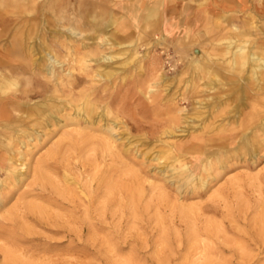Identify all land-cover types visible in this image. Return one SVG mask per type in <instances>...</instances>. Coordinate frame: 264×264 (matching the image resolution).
Segmentation results:
<instances>
[{
  "label": "bare ground",
  "instance_id": "bare-ground-1",
  "mask_svg": "<svg viewBox=\"0 0 264 264\" xmlns=\"http://www.w3.org/2000/svg\"><path fill=\"white\" fill-rule=\"evenodd\" d=\"M111 1L0 0V29L9 23L15 24L8 45L0 44V49L3 50L0 68H8L0 70V176H3L0 180V264H83L77 259L70 261L61 257L64 251L65 254L77 256L83 249L89 259H100L101 264L113 263L112 249L108 247L109 249L101 250V247H96L94 239L95 233L105 228L98 218L106 215V208L112 202H116L120 211L128 209L131 213H139L141 207L142 211L154 209L160 224L166 223L161 213L170 210L168 221L175 223L176 217L187 228L194 226L189 232L192 238L202 235L211 237L219 246L233 241L224 236L216 223L207 222L204 227L199 226L202 221L198 210L202 213L213 212V206H174L167 203V195L157 185L150 186L151 193L144 203L141 198L144 197L145 187L141 175L130 166L133 163L129 152L132 147L120 141L121 137L117 136L114 125L118 121H124L138 132L146 129L149 135L159 131L160 134L172 136L175 134V129L172 128L175 120L163 116L180 112V100L187 101L188 104L194 98L192 89L195 81L208 76L203 83L208 90H213L215 86L222 88L230 83L233 85L231 89L238 92L236 82L242 81L244 77L241 74L246 72L247 81L253 84L251 87L246 85L244 98H249L250 101L244 105L242 95H236L238 103L234 105V119L231 121L236 126L230 129L221 126L223 129L219 133L209 137L189 135V139L181 145L167 142L166 149L162 150L163 156H156L155 159L158 161L167 157L177 162L179 166H169L171 171H177L178 177H181L177 190L180 191L185 186L187 191L198 196L216 179V170L228 167L227 163L231 160H241L248 156L254 162V159H258L255 158L256 153L264 149V101H258V97L264 94V79L260 78L264 73V47L254 42L261 34L260 30L249 19L242 21L235 16L237 24L233 23L234 15L220 16L221 22L227 23L224 27L229 26V33L218 40L219 43H225L223 52L219 50L222 52L219 54H229V57L216 64L210 53L203 56L193 49L194 55H190L189 50L195 43L191 36L193 26L170 43H165L161 36L151 38L152 31L158 30L161 23L162 0H130L125 5L124 13L115 12ZM168 2L173 3V0ZM204 3L207 1L197 5ZM260 11H263L262 8ZM70 12L72 18L68 16ZM210 21L204 23V33L214 42L219 35L220 26ZM131 29L136 39L132 38ZM165 31L171 35L169 26H165ZM2 35L5 34L0 33V38ZM151 43L155 46L163 45L162 54L168 56L167 64L174 62L168 49L178 53L179 65L185 69L184 72L190 73L191 78L183 81L186 87L180 93L182 98L177 95L178 91H173L175 88L165 100H158V97L146 91V98H152L156 102L146 107L141 106L140 118L129 116L128 109L124 107L116 109L112 119L108 118L113 113L109 109L104 117L99 112L100 104L103 101H106V105L113 103L115 94L105 87L96 86L95 81L109 80L117 72V69L109 67L110 61L126 55L129 50H123L117 55H107L102 48L114 44L127 45L131 49L134 45L142 47ZM137 55L139 54L134 53L122 64H134L136 68H141L139 62H136ZM242 104L244 109L240 108ZM239 115L242 118L238 121ZM96 117L99 119L96 120ZM105 119L107 122L102 124ZM68 127L73 129H67ZM58 133V140L36 160L32 148L39 147L46 141V137L49 141ZM33 141L38 142V145L30 147ZM27 156L30 159H26ZM186 156L199 160L192 170L188 163H182ZM107 160L109 163L106 164ZM101 163L106 165V169L97 176ZM24 166L26 172L22 171ZM72 169L80 170L87 182L81 186L74 180L71 177ZM196 173L199 175L196 176ZM244 180L234 178L229 185L232 188L243 187ZM72 185L74 188H71ZM80 188L81 197L76 198L74 195ZM222 193L217 191L213 198ZM101 194L102 201H99ZM125 195L124 204L116 200V196ZM12 200L14 202L11 204ZM65 202L72 204L75 213L84 204L88 205L83 211L84 217L79 226L73 221L77 225L75 228H72L69 219L64 220L62 215L49 209L53 205L66 206ZM95 212L99 213L98 218L93 216ZM227 216L233 229L236 219L230 214ZM36 227L57 236L64 231L67 233L63 239L52 240L44 236L46 234H40ZM85 232L90 237L88 245L80 243ZM249 236L252 239L241 237L242 247L230 250L232 255L239 258L238 264H249L250 257L245 252L248 248L251 250L256 244L264 245V238L257 239L253 234ZM66 237L68 244L60 249ZM162 241L170 250V241L164 238L161 243ZM104 242L110 244L111 240L107 238ZM200 247L203 248L200 252L202 255L206 254L203 252H216L213 246ZM56 249L63 251L54 260L49 255ZM219 251L224 252L225 249ZM170 259L157 255L156 264H163L162 262ZM91 263L92 261H88L85 264ZM226 264L230 262L226 261Z\"/></svg>",
  "mask_w": 264,
  "mask_h": 264
},
{
  "label": "rangeland",
  "instance_id": "rangeland-1",
  "mask_svg": "<svg viewBox=\"0 0 264 264\" xmlns=\"http://www.w3.org/2000/svg\"><path fill=\"white\" fill-rule=\"evenodd\" d=\"M129 1L130 0H112L111 7L115 12L124 13L125 5ZM213 3L214 0H210L209 3L204 5V9H210V6H212ZM260 8H262L263 11H260ZM69 14L70 15L68 16L72 18V13L70 12ZM224 14L234 15L233 23H237L235 22V16L237 19L242 21L247 19H249V21L251 20V22L253 21V25H256L261 32L254 42L259 45L261 44L264 47V0H243L241 7H233L232 9L227 10L222 8H220V10H212L211 12H206V21L202 20L196 22V25L192 27L193 30L191 32V36L194 37L195 43L191 47V50H189L190 55H194L193 49L195 53H197L198 50L200 54H203V56L210 53L213 56L212 58L216 61V64L225 61L229 57V54L226 56H221L219 54L223 52L225 43H219L218 40L229 33V26H226L227 28L224 27L227 23L225 21L223 22L225 24L221 22L222 18H220V16ZM76 19L80 20L78 17ZM207 21L220 26L219 35L214 39V42H212V38H208L204 33L206 30L204 23ZM24 27L28 29V26L25 24ZM14 28L15 24L9 23L4 28L0 29V33L5 34L0 38V44L3 45L5 43L6 46L8 45L11 36L14 33ZM184 29L182 30V28H179L176 30V28H174L177 32L168 35V33L164 32L163 27L159 25L158 30L152 31L151 38L155 39L161 36L164 38L165 43H170L171 41H174L176 37L183 36L187 27ZM130 34L133 36V39H136L134 37L135 33L133 32V29L130 30ZM40 35L42 34L40 33ZM29 42L32 43L31 40ZM88 42L90 43L91 41ZM129 48L130 46L127 45L117 46L114 44L111 47L106 46L102 48L103 53L107 55H117L123 50H129L126 55L118 56L110 61L109 67L117 69V72L109 80L101 81L97 79L95 81L96 86L102 88L105 87L109 92L115 94V101H113V103L106 105V101H103L100 104L101 108L99 109V112H102V114L105 115L104 117H106L108 109L113 111L112 115L110 117L108 116V118L112 119L115 116L116 109L124 107L128 109L129 116L140 118L142 116L140 107H146L156 102H153L152 98L149 100L146 98V91L150 94H154L158 97V100L167 99L166 97H169L173 91H178L177 95H179V98H182L180 93H183L186 87V84H184L185 82L183 81L191 78L190 73L188 74L184 72L185 69L179 65L180 57L178 53H174L173 50H170V48L168 49V52L170 57H173L174 62L169 64H167L168 56L162 54L164 51L163 45L155 46L151 43L141 47V45L138 44L137 46L134 45L131 49ZM0 50V56H3V50ZM134 53L139 54L137 55L136 62H139L141 68H136L134 64H122L126 59L131 58ZM38 56L39 55L37 54V57ZM154 63L156 65H154ZM64 68H66V66H64ZM7 69V67L0 68L2 71ZM174 70H177V72H174ZM241 75L244 77L243 80L236 82L237 87L239 86L238 92L231 89L233 85L230 83L226 84L222 88L215 86L213 90H208L203 84L208 76H205V78L203 77V79L199 81H195L194 88L192 89L194 98L190 99L188 104L186 103L187 101L180 100V105L178 107L181 109L180 112L168 113L163 116V118H173L175 120V124L172 126V128L175 129V134L172 136L160 134L159 131H154L151 135H149L146 133V129L138 132L131 129L130 124H125L124 121H118L116 122L117 124L115 123L114 125L117 129V136L121 137L120 141L128 143V146L132 147L129 152L133 163L131 162L130 166L136 169L141 175V181L145 187L144 197L141 198L144 203L151 193L149 189L150 186L157 185V187H160L167 195V203L172 205L174 204V206H179L181 204L213 206L215 207V211L213 212L202 213L198 210L202 221L199 223V226L204 227L207 222L216 223L218 224V227H220L224 236L233 241L225 245L220 244L219 246L218 242L211 237L207 238L202 235L198 238H192L189 235V232L194 228V226L187 228L186 224L180 220V218L176 217H174L175 223L170 220L168 221L167 218L171 215L170 210H166L161 213V216L166 223L160 224V221L155 216L154 209L142 211L143 207H141V211L139 210V213H131L128 209L120 211L116 202H112L109 203L110 206H107L105 216L101 215L102 217L98 218L99 213H93V216L100 219L105 226L103 230H98L95 233L94 239L96 240V247H101V250L109 248L112 249L113 263L111 262L109 264H156L157 255L160 257L166 256L171 258L166 262H162L163 264H226V261H229L230 264H238L239 258L232 255L230 250L242 247L243 241L241 237L252 239L249 235L253 234L257 239L264 238V149L256 153L255 158L258 159H254V162L253 160L248 159V156H244L241 160H231L227 163L228 167L226 168L217 169L216 171L218 174L215 175L216 179L212 180L207 189L202 191L201 196L187 191L185 186L182 187L180 191L177 190V185L181 184V181L178 182L181 177H178L177 171H171V168H169L171 164L174 166L178 165L177 162H173L172 159L167 157L158 161L155 159L156 156H163L162 152L166 149L165 147L167 142L170 144L174 143L176 145H181L189 139V135H204L209 137L219 133L223 129L221 126L226 127L227 129L236 126V124L231 122L234 119V105L238 103V100H236L235 97L237 94H241L243 98L242 103L245 105V103L250 101L249 98H244L246 85L251 87L253 84L247 81L246 72ZM166 78L168 80H166L167 82L165 81ZM260 78L264 79V73H262ZM179 80L181 81L179 82ZM222 92H224V94H221ZM259 100L264 101V94L258 97V101ZM240 108L244 109L243 104ZM238 117L239 118H237V120L239 121L242 118V115H239ZM98 119L99 118L96 117V120ZM105 122H107V119L103 120L102 124ZM106 125L107 124H105V126ZM49 129L54 128L49 127ZM67 129H73V127H68ZM59 137L60 133L53 135L49 141L46 137V141L42 142L39 147L35 146L32 148L34 158L37 160L43 156ZM164 140L166 142H164ZM37 143L38 142L33 141L30 147H33ZM259 156L261 157L259 158ZM26 159H30L29 156H27ZM183 162L188 163V167L192 170L193 166L199 163V160L197 161L190 156H186L182 160V163ZM19 163L20 162H17V164ZM107 163H109V160H107L106 164ZM99 167L100 170L97 172V176L105 172L106 165L101 163ZM22 171L26 172L25 166ZM216 171L212 172L215 173ZM71 173V177L78 181L81 186L87 182V179L81 176L80 170L72 169ZM198 175L199 174L196 173V176ZM174 177L177 180L176 182ZM2 178L3 176H0V180ZM234 178H244L245 185L239 188H232L229 183ZM29 180L30 178L27 182H29ZM71 188H74V185H72ZM217 191H222L223 193L214 199L213 196ZM81 192V188L77 189L74 196L76 198L81 197ZM101 196L102 194L99 195V201H102ZM116 197L118 202L120 201L121 204L125 203L126 195ZM13 202L14 200H12L11 204ZM65 205L66 206L53 205L50 206L49 209L55 214L62 215L64 220L69 219L68 222L72 225V228H75L84 217L83 211L88 205L84 204L76 210V213L71 207L72 204L65 202ZM229 214L234 216L236 219L233 224V229L228 223L229 217L227 215ZM73 221H75L77 225H75V223L73 224ZM35 229H37L40 234H46L44 236H47L52 240H59L67 233L64 231V233L57 236L48 233L39 227H36ZM107 238L111 240L112 244L104 242ZM163 238L170 241V250L166 248L164 241L161 243ZM64 240L65 243L60 249H64V246L68 244L67 237L64 238ZM88 240H90V237L85 232L82 240H80V243L88 245ZM201 245L213 246L216 252H203L206 254L202 255V253H200L203 251V248L200 247ZM220 249H225V251L220 252ZM61 251L63 250H54L53 253L49 255L50 258L56 260L57 255L62 253ZM245 252L249 254V264H264V245L260 246V244H256L253 249L250 250L248 248ZM61 257L70 261H75L77 259L83 264L88 261H92L91 264L102 263L100 259H93L90 257V260L86 256L84 249L83 252L77 256L65 254L64 251Z\"/></svg>",
  "mask_w": 264,
  "mask_h": 264
},
{
  "label": "crops",
  "instance_id": "crops-1",
  "mask_svg": "<svg viewBox=\"0 0 264 264\" xmlns=\"http://www.w3.org/2000/svg\"><path fill=\"white\" fill-rule=\"evenodd\" d=\"M203 1L204 0H173V3H169L168 0H162L163 11L160 26L163 27L164 32H166V25L170 27V33L174 34L177 32L174 28H176V30L182 28L183 30L185 27L195 26L197 21L204 20L206 12L220 10V8L224 10L232 9L233 7L238 8L242 6L243 2V0H214L210 9H204V5L209 3L210 0H205L207 3L202 5H197Z\"/></svg>",
  "mask_w": 264,
  "mask_h": 264
}]
</instances>
